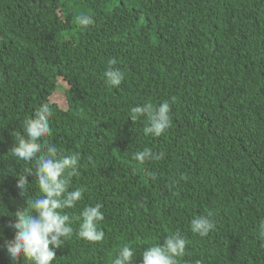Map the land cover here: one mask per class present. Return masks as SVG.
<instances>
[{
  "label": "trees",
  "instance_id": "trees-1",
  "mask_svg": "<svg viewBox=\"0 0 264 264\" xmlns=\"http://www.w3.org/2000/svg\"><path fill=\"white\" fill-rule=\"evenodd\" d=\"M109 58L125 73L118 88L105 82ZM60 79L66 106L53 97ZM149 101L171 105L159 137L128 117ZM45 102L47 139L81 156L71 186L83 198L65 211L102 204L105 233L79 238L74 219L52 264H112L125 245L142 264L177 231L178 264H264V0H0V244L26 207L18 175L35 170L11 155L13 133ZM145 147L165 155L134 160ZM28 180V195H41ZM209 212L216 227L193 234L191 220ZM0 264H13L2 248Z\"/></svg>",
  "mask_w": 264,
  "mask_h": 264
},
{
  "label": "clouds",
  "instance_id": "clouds-1",
  "mask_svg": "<svg viewBox=\"0 0 264 264\" xmlns=\"http://www.w3.org/2000/svg\"><path fill=\"white\" fill-rule=\"evenodd\" d=\"M88 14L77 17L82 29L91 25ZM115 58H109L104 73L105 82L111 87H119L125 79V73ZM171 105L165 101L159 105L151 101L132 106L129 116L132 121L145 120V135L161 136L172 126ZM53 115L52 106L45 102L35 111L34 116L23 122V133L14 132V146L11 155L19 161L34 162V172L25 169L24 175H18L16 187L27 196L26 207L14 213L15 222L8 228L14 231V238L4 240L0 248L5 249L13 262L26 260L28 264H52L56 258V249H60L65 240L71 238L74 229L73 220H79L77 236L89 242L104 239V231L99 224L104 219L103 205L96 203L83 207L78 216H70L65 209L75 208L83 198L84 189L72 188L73 176L79 175L81 156L78 152L64 153L47 139L52 135L49 124ZM133 159L144 163L147 160H161L164 152L154 153L151 148L134 152ZM35 178L41 195L29 196L28 177ZM155 176H153V179ZM216 227L212 213L194 217L190 223L193 234L207 236ZM2 235V231H0ZM259 236L264 240V220L259 225ZM186 239L180 232L167 235L164 243L149 245L142 252V264H178V258L186 253ZM136 250L125 245L120 248L112 264H132ZM197 264H200L197 261Z\"/></svg>",
  "mask_w": 264,
  "mask_h": 264
},
{
  "label": "rangeland",
  "instance_id": "rangeland-1",
  "mask_svg": "<svg viewBox=\"0 0 264 264\" xmlns=\"http://www.w3.org/2000/svg\"><path fill=\"white\" fill-rule=\"evenodd\" d=\"M59 82H60L59 84L61 86L60 85L58 86V88H57L55 94L53 95V97H54V100H57L61 105L66 106L64 87H62V86H65L66 83L62 79H60Z\"/></svg>",
  "mask_w": 264,
  "mask_h": 264
}]
</instances>
